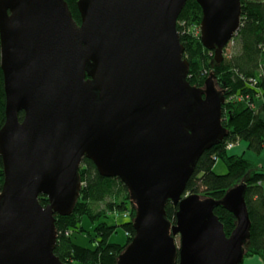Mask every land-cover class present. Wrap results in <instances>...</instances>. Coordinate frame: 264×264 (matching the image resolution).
<instances>
[{"label": "water", "instance_id": "95a60500", "mask_svg": "<svg viewBox=\"0 0 264 264\" xmlns=\"http://www.w3.org/2000/svg\"><path fill=\"white\" fill-rule=\"evenodd\" d=\"M187 1L79 0L78 24L66 0H0V264H65L54 253L55 215L72 214L84 158L124 182L135 206V235L117 264H243L244 183L221 201L237 222L230 236L218 203L185 195L199 158L227 135L215 76L204 88L187 80L177 29ZM197 2L201 42L221 63L241 0Z\"/></svg>", "mask_w": 264, "mask_h": 264}, {"label": "trees", "instance_id": "16d2710c", "mask_svg": "<svg viewBox=\"0 0 264 264\" xmlns=\"http://www.w3.org/2000/svg\"><path fill=\"white\" fill-rule=\"evenodd\" d=\"M66 1L74 19L80 24L79 0ZM241 5L244 25L238 36L240 52L230 60L224 58L221 63H217L214 53L204 47L201 37H195L191 32L194 27L200 26L203 17L197 0H188L178 18L177 29L184 46V58L189 62L187 80L194 87L204 88L209 76H215L218 89L225 95L222 124L227 131L224 140L206 150L197 161L185 195L196 194L218 203L214 207V213L222 223L225 234L230 236L237 222L234 214L221 201L230 189L244 183V198L251 220L245 259L259 257L264 262V167H259L244 155L231 154L225 148L228 142L244 141L248 144V150L256 154H261L264 150V119L261 117L264 113V81L259 79L258 86L262 90V96L257 98V90L239 77H259V71L264 67V0H241ZM234 94L250 95L256 108L251 107V101H231L230 97ZM5 111L4 77L0 66V130L6 121ZM22 117L23 113H20V119ZM219 160L227 169L224 175L214 171ZM79 174L83 188L72 214L55 215L58 240L54 253L65 264H117L118 256L135 235L132 220L136 210L130 192L120 179L102 177L94 163L87 158L83 159ZM4 180L0 156V192ZM39 201L43 206L49 203L45 195H41ZM177 211L178 206L168 202L167 218L172 223L176 222ZM112 217H123L128 221L120 225L110 224L108 220ZM85 218L94 225L93 232L86 231L82 226ZM119 227L126 232V242L111 243L109 239ZM75 233L87 234L95 247L75 244L72 239Z\"/></svg>", "mask_w": 264, "mask_h": 264}, {"label": "rangeland", "instance_id": "374dc122", "mask_svg": "<svg viewBox=\"0 0 264 264\" xmlns=\"http://www.w3.org/2000/svg\"><path fill=\"white\" fill-rule=\"evenodd\" d=\"M237 43H238V39H237ZM236 52H240V45L238 44ZM241 144V145H240ZM246 142L242 141L239 142L236 146H245ZM248 145V144H247ZM245 151V149H238V150H232L231 154H235V155H241L243 152ZM244 157L250 161H252L253 163H255L256 165L259 163H264V150L261 154H256L251 150H247ZM214 171L216 174L219 175H224L227 173V169L224 165V163L219 160L216 162V165L214 167ZM128 219L126 218H119V219H115L114 217H112L111 219L108 220V223L110 224H122L124 222H127ZM82 226L86 229V231H90L93 232L94 229V225L87 219L85 218L82 222ZM73 242L77 245L83 246V247H88V248H94L95 245L91 244L87 234H77L75 233L73 235ZM126 232L122 229V228H117L116 232L110 237L109 241L111 243H116V244H124L126 242ZM177 246H180V238L177 237ZM245 248L248 247V243H245L244 245Z\"/></svg>", "mask_w": 264, "mask_h": 264}, {"label": "built area", "instance_id": "2783aa9c", "mask_svg": "<svg viewBox=\"0 0 264 264\" xmlns=\"http://www.w3.org/2000/svg\"><path fill=\"white\" fill-rule=\"evenodd\" d=\"M243 25H244V22H243V19L241 17L240 29L236 32L234 37L227 43V45L225 46V48L223 50V56L225 59L230 60V59L234 58V56H236V54H237L236 49L238 46L237 39H238L239 32H240L241 28L243 27ZM191 32L193 33V35L195 37H201V27L200 26L194 27L191 30ZM239 77L247 85H249L250 87L255 88L257 90V95H256L257 98H260L262 96V90L258 85H259V79H262V81H264V67L260 69L259 77L252 78V77H245L243 75H240ZM230 100L231 101H235V100L236 101H251V97H250V95L234 94V95H231ZM251 107L254 109L256 108L255 102L251 101ZM238 143L239 142H236V143L228 142L226 144L225 148L227 151H231Z\"/></svg>", "mask_w": 264, "mask_h": 264}, {"label": "crops", "instance_id": "0c3cea01", "mask_svg": "<svg viewBox=\"0 0 264 264\" xmlns=\"http://www.w3.org/2000/svg\"><path fill=\"white\" fill-rule=\"evenodd\" d=\"M261 117L264 119V113L261 114ZM241 145V144H240ZM242 150L245 149V151L241 155H245L246 151L248 150V145L246 143L245 146H235L232 150ZM231 150V151H232ZM235 155V154H234ZM259 167H264V163H259L257 164ZM263 185V190H264V182L262 183ZM243 264H264V262L259 258V257H252V258H247L244 260Z\"/></svg>", "mask_w": 264, "mask_h": 264}]
</instances>
